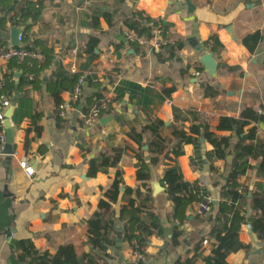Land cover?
<instances>
[{
    "label": "crops",
    "instance_id": "obj_1",
    "mask_svg": "<svg viewBox=\"0 0 264 264\" xmlns=\"http://www.w3.org/2000/svg\"><path fill=\"white\" fill-rule=\"evenodd\" d=\"M135 10L157 22L162 39L171 41L165 45L182 44L174 58L160 61L157 52L161 47L154 49L146 41L138 44L140 50L136 51V45L125 39L128 28L123 21ZM14 29L19 31L15 42L20 44L12 42ZM253 32H258L260 39L249 51L241 39ZM213 34L222 44L214 52L205 47ZM91 37L96 43L89 53L84 50ZM194 43L213 54L217 63L214 74L200 62L203 69L195 75L201 54ZM26 45L42 54L39 62H45L46 54L51 60L34 71L27 64L31 57L22 63L13 58L1 67L4 76L13 80L11 92L0 90V108L5 94L10 105L3 112L11 123L14 153H0V264H20L16 257L20 240H30L40 253L54 254L64 244H71L78 256L93 251L87 242L86 220L98 211L117 169L108 166L91 174L90 161L115 148L122 149L118 169L123 181L111 205L117 232L112 234L113 244L100 253L99 263H128L131 244L122 239L123 223L118 218L121 206L133 198L136 205L142 200V204L150 203L162 228L160 235L148 238L144 264H183L191 256H200L195 264H203L201 256L209 255L211 240L195 248L198 230L211 227V222L202 219L209 216L212 221L219 203H231L222 192L232 169V155L210 157L213 145L201 135L198 144L184 143L180 155L170 153L153 165L148 150L150 134L145 132L137 142L129 132L160 120L166 133L176 114L185 130L190 123L202 121L216 136H230V144L237 143L238 136L217 130L216 125L221 116L238 117L245 108L264 113V0H43L35 19L0 24V48ZM72 48L78 51L75 58L69 54ZM80 74L85 76L81 96L74 110L61 118L58 104L68 98L76 82L73 78ZM205 85L216 92L214 97L205 93ZM100 91L109 94L114 104L102 111L95 124L85 126L81 115ZM0 125V134L6 136L4 121ZM251 128L256 133L246 144L264 141V123L250 122L242 135ZM21 160L33 168L31 176L19 165ZM259 160L250 159L252 167L237 178L238 191L243 193L246 187L248 198L264 185ZM140 163L147 167L148 179H137ZM174 165L186 182L195 185L193 191L198 190L201 199L213 198L208 215L199 211L200 199L185 206V218L174 216L162 180L164 170ZM125 186L132 189L126 197ZM238 203L239 214L250 207L248 201ZM238 238L248 249L230 253L227 262L264 264V240L256 237L248 222L240 225Z\"/></svg>",
    "mask_w": 264,
    "mask_h": 264
},
{
    "label": "trees",
    "instance_id": "obj_2",
    "mask_svg": "<svg viewBox=\"0 0 264 264\" xmlns=\"http://www.w3.org/2000/svg\"><path fill=\"white\" fill-rule=\"evenodd\" d=\"M42 1L43 0H37L36 2L30 0H0L1 26L6 21H9L11 24H16L28 18L35 19L39 15ZM104 15L107 17V14ZM107 20L109 21L108 18ZM147 21L148 17L144 12L135 10L129 17H126L123 22L129 31L136 36H141L148 40L152 37V27L147 24ZM153 24L157 26V22L153 21ZM259 39V33L253 32L245 35L241 39V42L249 51H253ZM95 41L96 39L94 37L89 38L84 51L92 53L95 47ZM133 45H136V51L140 50L137 43ZM181 46V43L176 44V46L170 44L161 46L157 52L158 59L164 61L174 58L176 56L175 52L178 48H181ZM16 47L26 48L28 50L34 49L30 45H26V47ZM205 47H207L209 51L214 52L217 48H221L222 44L218 37L213 34L208 44H205ZM26 59L27 58L24 60ZM30 59L27 64L31 67V71H34L35 68L40 69L50 62L51 55L46 54L45 62L43 63L37 62V60L33 58ZM23 61H21V63ZM197 62L198 64L195 65V67L196 70L200 72L203 68L200 61ZM22 65L24 67L26 64ZM73 79H77V77L74 76ZM7 80L9 81H7L5 87L1 90L5 93L8 91L11 92L13 87L11 76L7 77ZM23 82L24 77L21 78L20 83L22 84ZM204 88L208 96L214 97L216 95V92L210 86L205 85ZM102 96L104 95H102L100 91L95 99ZM56 101L57 103L59 102L57 95ZM192 114L194 117L198 118L195 113L192 112ZM179 120V116L174 114V122L167 127L166 133L162 131L164 123L160 120H154L138 130H132L129 132V136L137 142H140V138L145 132L150 134L148 150L151 155L150 162L153 165L158 164L161 157L168 158L170 153L173 154L174 157L180 155L183 152L182 145L184 143L198 144L201 135L213 145V150L209 152L210 157L223 158L228 154L232 155V169L225 179V186L222 192L223 196L231 200V203L229 205L219 203L217 214L212 221L209 220V216L202 219L204 222H211L212 225L211 227L209 225L208 229L198 230V238L195 242V248H197L203 238H207L208 244L209 239L211 240L209 255L201 256L203 264H230L226 260L230 253H234L241 249H248V245L241 242L238 238V230L243 222H248L256 237L260 240H264V185L259 186L260 191H253L249 198L247 197L248 190L246 187L242 189V191L244 190L243 193L237 189V178L243 175L248 168L252 167L249 162L250 159H260L258 170L264 174V141H259L255 144H246V139L254 138L256 133L255 128L249 129L246 136L242 135L243 128L250 122L264 123V113L259 114L250 108H245L238 117L221 116L219 118L216 129L231 131L238 136L239 140L234 145L230 144V136H216L212 131H209V126L205 122H192L185 130L182 120ZM121 154L122 149L115 148L112 152H100L96 158L90 161L89 172L91 174L108 166H114L117 169L115 178L110 187L104 191V198H101L98 203V211L93 212L86 220L88 232L87 242L93 247V251L78 256L71 244H64L59 246L54 254H49L48 252L40 253L30 240H20L16 244V249L20 250L16 256L20 264H100L98 260L100 253L105 252L107 246L113 244L112 234L117 232L116 221L111 205L116 202L117 193L120 191L123 184L122 174L120 169H118ZM136 177L138 180L148 179L147 167L143 163H140ZM162 180L165 184L166 197L173 203L174 216L185 218V206L193 201H199L201 199L198 190L193 191V189L196 188L195 185L192 186L183 179L177 165L164 170ZM144 186L146 187L145 184ZM131 192L132 189L125 186L123 196L126 197L130 195ZM136 194H138L137 191ZM145 199L149 200V196ZM127 201L128 203L126 205L121 206L118 218L119 221L123 223L121 232L122 239L130 244L136 242L145 249L148 238L152 234L160 235L162 231L160 220L158 215L153 212L150 203L142 204L144 201L142 200L136 205L135 199L133 198H129ZM238 201L242 203L249 202L251 209L254 211L252 217L247 218L244 214H239L241 205ZM211 207L212 203L210 204V208ZM226 212L230 215L226 216ZM143 213H145L144 217H142ZM209 213L210 211L206 212V215ZM222 220L226 222L223 223ZM219 224H221V226H218ZM199 257L200 256L188 257L183 264H195ZM177 263L180 262L177 261ZM102 264H107V262H103Z\"/></svg>",
    "mask_w": 264,
    "mask_h": 264
},
{
    "label": "built area",
    "instance_id": "obj_3",
    "mask_svg": "<svg viewBox=\"0 0 264 264\" xmlns=\"http://www.w3.org/2000/svg\"><path fill=\"white\" fill-rule=\"evenodd\" d=\"M147 24L152 27V37L150 39H145L141 36H136L131 31L127 30L125 32V39L130 43H137L142 44L144 42H149L151 46L154 49L160 48L162 45H165L167 43H171L169 40H163L162 30L159 26H155L152 21H148ZM22 39V35L18 36V40ZM78 51L76 48H72L69 50V54L71 57L75 58ZM26 57H31L35 60L42 61L43 56L38 51H32L28 50L26 48H18L16 46H9L6 48H0V90H2L7 81V76H4L1 67L4 63L10 61L13 58L18 59L19 61H22ZM72 71L75 70V65H71ZM199 72L195 71V75H198ZM85 82V76L80 74L77 76L76 82L71 88L68 98L61 103L58 104V114L61 118H66L71 111L74 110V104L77 100H79L82 92V86ZM3 101H2V108H0V122L2 123L5 119V114L3 112L4 107H8L10 105V101L7 98L5 94L1 95ZM114 104L112 97L107 94L100 98H97L94 100V103L89 107L87 112L83 113L81 115V120L85 126H91L95 124L100 116L103 110H106L110 105ZM186 126H189L188 123H186ZM5 136L4 134H0V144L4 142ZM19 165L23 168L26 175L31 176L33 174V168L26 162V160H21L19 162ZM213 198L211 196H205L199 203L198 208L199 211L203 214H206V212H209L210 210V204L212 203ZM244 215L246 217H252L253 211L250 209V207L244 208ZM202 245L206 246L208 245L207 238H203ZM145 262V251L144 249L139 246L136 242H133L130 247V255L128 258L127 264H144Z\"/></svg>",
    "mask_w": 264,
    "mask_h": 264
},
{
    "label": "water",
    "instance_id": "obj_4",
    "mask_svg": "<svg viewBox=\"0 0 264 264\" xmlns=\"http://www.w3.org/2000/svg\"><path fill=\"white\" fill-rule=\"evenodd\" d=\"M14 35H13V39L12 42L13 43H17L20 44V41L15 42V38L17 37L16 35H18L19 31L18 30H12ZM18 31V32H17ZM197 43V42H196ZM194 43L193 46L197 48V50L200 52V57L199 60L202 63L203 67L207 70V72L212 75L214 74V72L216 71L217 68V63L213 57V54L209 51H204L203 50V46L201 44H196ZM4 125L6 128H8V130L6 131V136L4 139V142L2 144V149L0 151L1 154H6V155H11L14 153V148H13V135L11 133V130L9 129L11 126V123L9 121V119L5 116L4 119ZM118 230H120V227H117ZM10 229L7 228L5 230V234L7 236L10 235Z\"/></svg>",
    "mask_w": 264,
    "mask_h": 264
}]
</instances>
